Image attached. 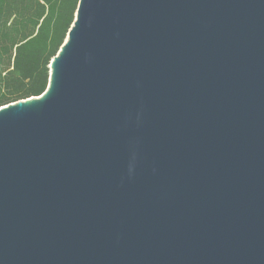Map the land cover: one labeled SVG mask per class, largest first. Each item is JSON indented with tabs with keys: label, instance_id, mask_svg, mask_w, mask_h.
<instances>
[{
	"label": "water",
	"instance_id": "water-1",
	"mask_svg": "<svg viewBox=\"0 0 264 264\" xmlns=\"http://www.w3.org/2000/svg\"><path fill=\"white\" fill-rule=\"evenodd\" d=\"M59 49L0 107V264H264V0H79Z\"/></svg>",
	"mask_w": 264,
	"mask_h": 264
},
{
	"label": "trees",
	"instance_id": "trees-1",
	"mask_svg": "<svg viewBox=\"0 0 264 264\" xmlns=\"http://www.w3.org/2000/svg\"><path fill=\"white\" fill-rule=\"evenodd\" d=\"M79 0H0V107L40 96Z\"/></svg>",
	"mask_w": 264,
	"mask_h": 264
}]
</instances>
